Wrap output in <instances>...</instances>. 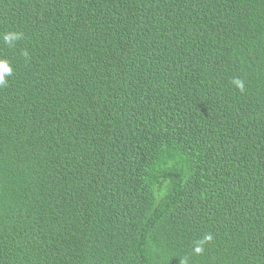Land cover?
<instances>
[{
    "label": "trees",
    "instance_id": "1",
    "mask_svg": "<svg viewBox=\"0 0 264 264\" xmlns=\"http://www.w3.org/2000/svg\"><path fill=\"white\" fill-rule=\"evenodd\" d=\"M0 264H264V0H0Z\"/></svg>",
    "mask_w": 264,
    "mask_h": 264
}]
</instances>
